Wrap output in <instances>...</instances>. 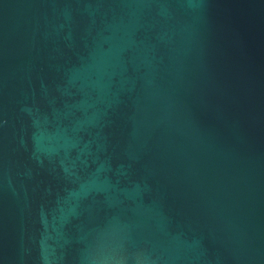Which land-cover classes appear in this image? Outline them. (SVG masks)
Instances as JSON below:
<instances>
[{
	"label": "water",
	"instance_id": "water-1",
	"mask_svg": "<svg viewBox=\"0 0 264 264\" xmlns=\"http://www.w3.org/2000/svg\"><path fill=\"white\" fill-rule=\"evenodd\" d=\"M0 264H264V0H0Z\"/></svg>",
	"mask_w": 264,
	"mask_h": 264
}]
</instances>
